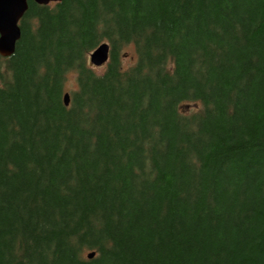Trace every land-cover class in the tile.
<instances>
[{"label": "trees", "instance_id": "obj_1", "mask_svg": "<svg viewBox=\"0 0 264 264\" xmlns=\"http://www.w3.org/2000/svg\"><path fill=\"white\" fill-rule=\"evenodd\" d=\"M27 3L0 56V264H264V0Z\"/></svg>", "mask_w": 264, "mask_h": 264}, {"label": "water", "instance_id": "obj_2", "mask_svg": "<svg viewBox=\"0 0 264 264\" xmlns=\"http://www.w3.org/2000/svg\"><path fill=\"white\" fill-rule=\"evenodd\" d=\"M40 5L60 0H33ZM28 8L27 0H0V56L8 57L14 50L20 38L19 22ZM110 46L107 42L100 43L88 55V60L93 66L105 64L109 58ZM64 105L69 104V94L64 93ZM94 256V252L88 254V258Z\"/></svg>", "mask_w": 264, "mask_h": 264}, {"label": "rangeland", "instance_id": "obj_3", "mask_svg": "<svg viewBox=\"0 0 264 264\" xmlns=\"http://www.w3.org/2000/svg\"><path fill=\"white\" fill-rule=\"evenodd\" d=\"M135 53H134V50H133V47L132 46H129L126 48L125 50V53L123 52L122 53V64L124 67H127L129 65H131L132 63H134L135 61ZM87 62L97 71V72H101L104 67H105V64L101 65V66H93L88 58H87ZM76 87V82H75V73L74 72H69L67 74V78H66V81H65V91L68 92L70 89H74ZM189 106H187L186 108H188Z\"/></svg>", "mask_w": 264, "mask_h": 264}]
</instances>
